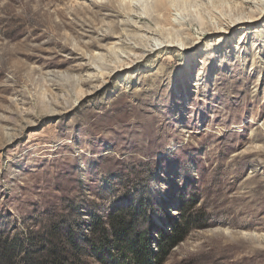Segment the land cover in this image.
Masks as SVG:
<instances>
[{"label": "rangeland", "instance_id": "obj_1", "mask_svg": "<svg viewBox=\"0 0 264 264\" xmlns=\"http://www.w3.org/2000/svg\"><path fill=\"white\" fill-rule=\"evenodd\" d=\"M135 1L0 0V264H117L130 208L152 264H264V13L160 48Z\"/></svg>", "mask_w": 264, "mask_h": 264}, {"label": "bare ground", "instance_id": "obj_2", "mask_svg": "<svg viewBox=\"0 0 264 264\" xmlns=\"http://www.w3.org/2000/svg\"><path fill=\"white\" fill-rule=\"evenodd\" d=\"M133 1L134 0H132V2ZM238 1L239 0L234 2L231 0H136L135 2L141 4L143 13L148 14V11H151V13L154 14V20L157 24V33L150 34L148 40H150V45L154 43L155 46H160L161 48L163 44H165L164 47H166V43H168V45H188L186 43L188 42V38H184L182 35L185 31L184 21H186L188 15L195 16V20L199 22L203 32L208 29L220 30L221 28L225 29L227 32L230 30L231 26L239 20L249 19L255 21L258 15L263 16L264 0H251L254 8L248 12L239 10L237 13L234 12L233 17L230 18L225 25L213 18L205 21V18L195 9L203 4H207L214 7H230L236 10ZM135 4L136 3H134V5ZM122 47L123 48L118 52L126 53V50L133 52L134 56H132L131 53L128 55L129 58L131 57V62L136 58V55L142 57L147 50V46L137 41L132 42V38L122 41Z\"/></svg>", "mask_w": 264, "mask_h": 264}, {"label": "trees", "instance_id": "obj_3", "mask_svg": "<svg viewBox=\"0 0 264 264\" xmlns=\"http://www.w3.org/2000/svg\"><path fill=\"white\" fill-rule=\"evenodd\" d=\"M109 218L111 220L110 230L106 226H102L104 223H100L99 220L94 221V226L99 231V237L103 242H107L109 250L113 248L115 251L111 255L115 262L117 264H152L157 254L153 251L147 232L138 228L139 223L136 218V210L130 208L127 210L126 215L117 213L116 215H111ZM110 235L113 236L112 241H110ZM70 239L73 242L72 236H70ZM161 247L164 248L163 245ZM164 251L166 250L162 249V252ZM49 252L53 256L51 264H63L64 257L57 250L51 247ZM26 264L48 263L29 259Z\"/></svg>", "mask_w": 264, "mask_h": 264}]
</instances>
